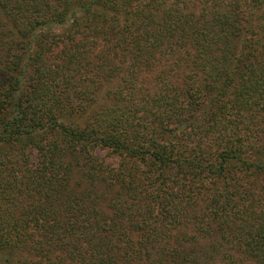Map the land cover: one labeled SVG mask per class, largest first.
Segmentation results:
<instances>
[{"label":"trees","instance_id":"obj_1","mask_svg":"<svg viewBox=\"0 0 264 264\" xmlns=\"http://www.w3.org/2000/svg\"><path fill=\"white\" fill-rule=\"evenodd\" d=\"M0 264H264V0H0Z\"/></svg>","mask_w":264,"mask_h":264}]
</instances>
